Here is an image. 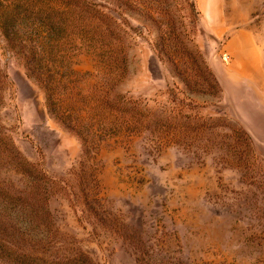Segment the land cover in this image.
<instances>
[{
  "label": "rangeland",
  "instance_id": "obj_1",
  "mask_svg": "<svg viewBox=\"0 0 264 264\" xmlns=\"http://www.w3.org/2000/svg\"><path fill=\"white\" fill-rule=\"evenodd\" d=\"M262 84L264 0H0V264H264Z\"/></svg>",
  "mask_w": 264,
  "mask_h": 264
},
{
  "label": "trees",
  "instance_id": "obj_2",
  "mask_svg": "<svg viewBox=\"0 0 264 264\" xmlns=\"http://www.w3.org/2000/svg\"><path fill=\"white\" fill-rule=\"evenodd\" d=\"M48 21H50V20H48ZM48 24H49V22L47 23V25ZM1 29H2L3 33H5L6 35H9L8 28L5 25V23L2 24ZM34 33H35L36 41L40 44V46L42 47L43 50H45V46L51 47V45L53 44L51 41L54 40V38L51 36V34L41 35L42 33H39L37 35V32H34ZM32 73H34V70H33ZM51 79H52V77H49L47 82H46V80L39 78V81H44L45 83H49V86L47 87V91H49V98L52 97L53 94L55 93V87L52 85ZM35 222L36 221L34 219H31V220L30 219H28V220H16L17 224H21V225L22 224H26L28 226H33L35 224Z\"/></svg>",
  "mask_w": 264,
  "mask_h": 264
},
{
  "label": "crops",
  "instance_id": "obj_3",
  "mask_svg": "<svg viewBox=\"0 0 264 264\" xmlns=\"http://www.w3.org/2000/svg\"><path fill=\"white\" fill-rule=\"evenodd\" d=\"M235 39V38H234ZM260 83V82H259ZM263 85V84H262ZM264 86V85H263Z\"/></svg>",
  "mask_w": 264,
  "mask_h": 264
}]
</instances>
